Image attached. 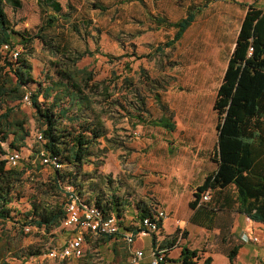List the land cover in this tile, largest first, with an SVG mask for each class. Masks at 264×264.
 <instances>
[{
	"label": "trees",
	"instance_id": "1",
	"mask_svg": "<svg viewBox=\"0 0 264 264\" xmlns=\"http://www.w3.org/2000/svg\"><path fill=\"white\" fill-rule=\"evenodd\" d=\"M131 1L135 0H128ZM36 2L41 10L42 24L36 34H28L16 30L6 11L8 5L21 7V0H0V264H11L13 259L27 263L31 258L43 254L41 249L34 246L24 247L23 238L33 229L50 232L62 226L73 193L68 191V187L85 204L97 208L104 218L115 215L120 226L123 224L121 219L126 208L132 205L117 195L115 190V193L109 194L101 186L94 184L89 173L82 174L85 165H95L96 161L93 159L99 158L109 149L100 148L101 139L108 142L110 140L107 137L106 123L97 114L95 104L100 94L105 100H110L111 87L105 85L104 81L98 82L94 70L79 67L78 63L84 53L73 51L62 38L57 40L50 37V31L57 29L60 20L70 23V13L64 12L61 2ZM210 4L211 2L205 1L199 5L192 1L186 16L175 23L164 17H155L153 22L158 28L175 31L172 39L157 47V52L164 55L166 49L174 48ZM245 6L246 15L214 101L218 118V146L213 159L218 163V169L206 177L197 189L195 199L190 203V207L199 212L193 219L196 224L205 226L208 230L222 226L227 228L222 232V242L229 247L226 255L231 263L236 260L241 244H235L230 235L234 220L232 215H221L222 210L226 208L264 224V9L257 7L255 2ZM73 29L79 32L77 27L73 26ZM36 40L53 55L60 57L54 63L57 77L46 84L37 83L34 79L33 65L29 59ZM20 47L24 51H19ZM15 53H18L16 58ZM90 56L94 57L95 53H90ZM104 56L110 60H120L119 57ZM126 56L132 62L143 58L135 54ZM132 73L131 65H126L125 76L122 78L130 86H133L134 81ZM145 73L142 69L141 74ZM32 84L37 86L32 89ZM26 96L34 110L33 119L38 128L37 133L44 140L40 142L36 138L32 159L40 158L41 151H45L62 168L65 166L70 171L64 173L62 168L53 170L55 174L50 190L55 191L58 196L65 193L63 201H32V208L22 213L13 207V203L23 197L24 176L32 167H11L6 156L12 151L27 148L32 137L30 115L24 108ZM155 100L169 115L159 120H151L149 124L163 127L169 133L174 132L176 124L173 115L158 95ZM139 101L138 113H129L131 117L137 118V125L146 122L145 113L148 112L145 99L140 98ZM119 102L117 99L110 101V104L113 106ZM36 168L38 172L41 171L43 164H38ZM80 176L86 177V191L94 194L95 201L84 197V183H77ZM66 178L69 179L68 185H65L67 189L62 186ZM110 184L107 179L105 185L109 190ZM205 192H210L211 201L200 205V198ZM135 206L139 224L147 218L155 221L157 207L153 203L140 201ZM200 220L208 224H203ZM9 223H12V227H8ZM158 226L162 228L163 220H158ZM26 228H30L29 233H26ZM129 230H134L137 235L144 229L138 225ZM102 240L115 243L112 249L114 257L110 264H130L131 254L122 236L105 235ZM152 242L154 246L157 245L156 233L152 234ZM177 242V234L164 240L162 247L166 250L165 255ZM202 258L200 250L185 245L178 261L180 264H199ZM94 260L95 255L88 252L77 259L75 264H95ZM169 261L174 260L165 256V261L161 264H168ZM202 264H213V258L207 257Z\"/></svg>",
	"mask_w": 264,
	"mask_h": 264
},
{
	"label": "rangeland",
	"instance_id": "2",
	"mask_svg": "<svg viewBox=\"0 0 264 264\" xmlns=\"http://www.w3.org/2000/svg\"><path fill=\"white\" fill-rule=\"evenodd\" d=\"M59 1L64 12L70 13V23L63 19L60 20L57 29L50 31V37L57 40L62 38L73 48V51L84 53V57L78 63L79 67H89L94 70L96 80L104 81L105 85L111 87L110 100H105L100 94L97 96L95 104L97 114H100L106 123L107 137L110 140L108 142L101 139L100 148L108 147L109 149L99 158L93 159L96 161L95 165H85L82 174L89 173V178L94 181V184L101 186L109 194L115 193L116 189H119L116 187L120 183L115 184L117 176L114 175V172L108 175L99 173L100 167H104L108 161L114 171L120 169L124 170L127 175L135 174V179L127 184V186L131 183L135 185L130 189L135 194L133 202L146 201L143 199H147L145 198L147 194L141 187L143 185L141 177L144 174L137 172V163L133 160L134 152L128 148L140 135L130 129L128 118H131V115L129 113H138L140 98L145 99V107L149 110L150 102L155 100V96L158 95L162 102L170 101L178 108L184 123L187 121L189 124L199 125L205 119L212 120L214 123L215 118L210 116V109L227 66L243 7H239L238 10L234 4L238 3L237 0H235L236 2L232 0H178L184 6L176 4L174 0ZM192 1L199 5L205 1H209L211 4L198 16L181 42H178L174 48L166 49L164 55H160L156 50L157 47L172 39L173 31L154 29L153 18L168 15L172 20H175L185 15V5ZM243 1L245 3L254 1L256 4L264 6V0ZM6 11L16 30L28 34H36L39 31L42 14L36 0H21V7L16 8L8 5ZM148 17L151 19L150 21ZM73 26L77 27L79 32H76ZM19 51L24 50L20 47ZM86 52L89 53L86 55ZM90 53H95V56L91 57ZM130 54L143 58L132 62V59L126 56ZM104 55L119 57L120 60H110ZM29 59L33 65V76L37 83L46 84L50 79L57 77L54 63H57L60 57L53 55L40 41L34 42ZM126 65H131L133 68V86L125 83L122 78L125 76ZM142 69L146 71L144 75L141 74ZM36 86L37 84H32L31 88L34 89ZM117 99L120 102L112 106L110 101L113 102ZM189 105H194L193 114L190 116L185 115V112L189 111L186 110L190 108ZM24 108L30 115L32 137L27 148L21 150L23 160L18 167L30 166L32 169L27 170L24 176L23 197L13 203V207L22 213L32 208V201L55 203L57 200L65 199V193L58 196L55 191L50 190L55 171L44 165L41 171H37L36 167L42 163L40 158L32 159V156L36 147L38 128L33 119L34 110L28 104ZM62 171L68 173L70 168L64 166ZM107 179L111 183V190L105 185ZM68 182V178L62 182L65 189H67L65 185H68ZM77 183L78 185L84 183V197L95 201L94 194L86 191V177L80 176ZM127 189L129 188L127 187ZM122 190L123 188L120 189L121 193ZM236 216L237 214L235 220ZM132 217V212L131 214L130 211L125 212V221L135 223ZM8 227H12V223H9ZM257 230L260 235H263L264 226ZM72 232L71 229H65L63 226L52 229L50 232L31 230L30 234L23 238V245L24 247L31 245L39 248L43 254L31 258L27 263L13 259L11 264H75L76 259L66 260L60 256V249L66 240L70 239ZM26 233L29 232L26 231ZM185 235L184 232L183 237ZM195 237V235L192 236L188 243L182 242V244L201 251L203 258L198 262L199 264H202L208 256L204 253L205 250L215 254H224L228 251V245L224 244L222 238L217 234L212 233L208 241L201 242L200 238ZM260 241L261 243L258 242V245L262 248L260 253L263 256V237ZM234 242L235 244L238 242L236 238ZM114 244V241L107 243L102 240V237L87 235L83 249L85 254L91 252L95 255V264H110L114 257L112 252ZM151 244V237L140 235L137 236L133 246L126 245L131 256L138 249L136 247H143L147 258L142 264H147L150 261ZM180 250L181 248L177 247L171 254L169 252L166 254L168 259L175 260L168 264H180L176 262ZM52 252H55L57 256H51ZM214 264H223V257L216 255Z\"/></svg>",
	"mask_w": 264,
	"mask_h": 264
},
{
	"label": "crops",
	"instance_id": "3",
	"mask_svg": "<svg viewBox=\"0 0 264 264\" xmlns=\"http://www.w3.org/2000/svg\"><path fill=\"white\" fill-rule=\"evenodd\" d=\"M174 2L184 6V4L180 3L178 0H174ZM237 2L238 3L234 4L237 6L238 10L241 6L243 8L241 7L242 16L240 18V24L236 33V37L232 44L233 46L231 52L234 49L240 26L246 15L247 7L245 4L254 3V1L245 3L243 0H237ZM189 5L190 3L185 5L184 16H181L175 20H172L168 15H166L164 18H166L171 23L178 22L186 16ZM256 6L264 9V6L259 5V3L256 4ZM148 20L150 21L151 19L148 17ZM154 29L168 30L164 27L158 28L157 24L154 25ZM174 34L175 31H173V36ZM163 103V105H165L173 115V120L176 124V130L169 133L168 130L163 127L149 124V121L151 120H159L169 115L166 110L162 109L160 103H158L156 100H152L149 104L150 107L148 112L145 113V123L137 125V118H128V125L130 129L140 134L139 137H137V139L128 146V148L134 152L133 160L137 163V172H139V174H144V176L141 177L143 178V185L141 187L144 189L148 197L146 196L145 198L147 199L143 200H146L150 204L153 203L159 211H164L167 215V217L163 219L162 228L158 233H156L157 245L154 246L152 242L151 249H163L162 244L164 243V240L166 238H171V236L174 234H177L179 237V242H177L176 245L169 251V254H171L177 247L182 249V247L185 246L182 244V242H185V244L188 243L190 238L194 235L196 236L195 238H200V242L208 241L212 233L217 234L222 238V232L227 228L222 226L219 228H214L213 230H208L205 226L196 224L193 219L196 215H199V212L190 207V203L195 199V193L197 192V189L204 183L206 177L209 174L216 172L218 169V163L213 159L215 156L214 152L218 146V118L214 110V102L210 109V116L215 118L214 123L212 120L205 119L202 120L201 124L199 125L189 124L187 121L184 123L181 119L182 114L178 112V108L175 105L171 104L170 101H164ZM189 107L190 108L186 109L189 111L185 112V115L190 116L193 114L192 110H194V105H189ZM205 121L206 123H204ZM102 167L99 169L100 174L108 175L114 172V175L117 176V180L115 179V184L117 185V183H120L119 186L116 187L119 189L115 188L116 194L121 196L124 201H128L132 204L130 207L126 208V211L127 213L130 211V214L132 212V218L135 220V223H128V221H125L124 215L123 219H121L123 224H121L120 228L123 233H134V230L129 229L139 225V222L136 220L138 218V210L136 207H134L136 203L133 202L135 200V194H133L132 190H130L133 186L135 187V185L131 183V185L127 186V184L135 179V174L127 175L125 174L126 172L124 170L120 169L118 171H114L113 167L109 165L108 161L104 167ZM127 187L129 189H127ZM122 188L123 190L121 193L120 189ZM141 192L143 191L141 190ZM220 214L225 215L226 217H228V214L232 215L234 220L230 229V235L232 238H236L238 241L237 244H241V248L236 260L233 263L230 262L226 252L224 254H215L205 250L204 253L208 254L207 257L213 258V264L215 263L216 255L223 257V264H264V255L262 256L260 253L262 248L259 247L260 245H258V242L261 243L260 239L262 240V237L264 241V232H262L263 235H260L258 233L259 230H257V228L263 227L264 224L254 222L247 216L235 212L233 213L231 210L226 208H224ZM236 214L237 216L235 220ZM200 221L203 224H208V222H204L203 220ZM184 232L186 235L183 237ZM137 236H140V234L136 235V239ZM244 236L250 238L256 237L259 239V241L243 242L242 239ZM145 237H151L152 239V235ZM136 248H138L137 250H143V247ZM180 256L181 250L178 260ZM74 259L77 260L79 258ZM178 260H176V262L180 263ZM169 262L172 263V261Z\"/></svg>",
	"mask_w": 264,
	"mask_h": 264
},
{
	"label": "built area",
	"instance_id": "4",
	"mask_svg": "<svg viewBox=\"0 0 264 264\" xmlns=\"http://www.w3.org/2000/svg\"><path fill=\"white\" fill-rule=\"evenodd\" d=\"M18 53H15L14 58L17 57ZM24 102L30 105V99L28 96L25 97ZM38 141L43 142V136L41 134L36 135ZM9 166L18 167V165L23 160V154L21 151H12L7 156ZM41 163L51 168L52 170H58L62 168V165L56 160L50 158L45 151H41ZM69 192H73L70 196V203L67 205V214L62 223L65 229H71L72 235L70 239L61 247L60 256L63 259L69 258H80L84 255V243L86 241L87 235L94 237H103L105 235L122 236V239L132 246L135 242L136 234L133 232L123 233L120 228L119 219L113 215L108 218H104L101 212L94 206H89L84 203V200L79 197L71 187H68ZM211 201L210 192H205L200 198V205ZM157 214L154 216L155 221L151 218H147L140 222L139 227L144 229L141 236H149L154 233H158L160 227L158 226V220H163L167 217L164 211H159L156 209ZM29 232L30 228H26ZM243 242H258L259 239L254 237L250 238L247 236L243 237ZM166 250L159 248H152L150 251V261L147 264H161L165 261ZM51 256L56 257L57 254L52 252ZM147 256L144 250H136L132 253L130 257V264H142L146 260Z\"/></svg>",
	"mask_w": 264,
	"mask_h": 264
}]
</instances>
